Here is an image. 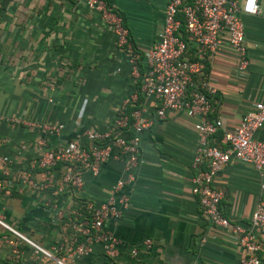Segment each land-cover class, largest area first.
Wrapping results in <instances>:
<instances>
[{
	"label": "crops",
	"instance_id": "0c3cea01",
	"mask_svg": "<svg viewBox=\"0 0 264 264\" xmlns=\"http://www.w3.org/2000/svg\"><path fill=\"white\" fill-rule=\"evenodd\" d=\"M105 1L121 16L142 64L162 29L167 0ZM242 23L247 69L237 73L225 49L205 65L216 90L210 118L217 131L210 143L220 149L226 148L223 134L233 131L264 95V0H258L257 14L242 17ZM137 89L110 27L82 0H0V156L9 157L6 168H20L39 150L38 130L9 119L61 124L58 136L45 135L46 147H54L86 129H106L125 100L134 96L137 101ZM147 112L152 114V108ZM254 139L264 143V125ZM195 145V131L183 113L166 111L155 120L140 135L134 181L122 190L128 207L117 221L104 225L119 240L117 257L106 259L92 246L87 256H73L65 264H237L240 251L234 241L208 224L190 192ZM3 170L0 165V221L43 249L60 245L72 250L84 242L79 232L66 227L68 219H82L78 200L101 201L103 190L119 177L120 163L102 165L97 178L86 179L78 197L18 195L7 186ZM212 187L222 194L220 214L246 226L259 197L252 168L232 161L217 173ZM44 197L56 204L61 219ZM145 240L150 241L148 249L143 248ZM0 264L41 260L0 226Z\"/></svg>",
	"mask_w": 264,
	"mask_h": 264
},
{
	"label": "built area",
	"instance_id": "2783aa9c",
	"mask_svg": "<svg viewBox=\"0 0 264 264\" xmlns=\"http://www.w3.org/2000/svg\"><path fill=\"white\" fill-rule=\"evenodd\" d=\"M82 2L113 32L115 46L129 66V75L138 83L141 102L135 110L126 113V106L136 101L131 96L106 129H86L78 138L54 147H46L45 135L58 136L63 129L61 124L9 119L11 123L38 130L39 150L16 170L6 168L11 163L7 156H0V165L4 167L2 174L7 186L18 195L50 192L55 197H78L86 179L97 178L101 166L111 161L120 163V175L103 190L101 201L78 200L82 219L80 222L68 219L66 227L79 232L84 242L72 250L60 245L43 249L1 221L0 226L28 245L41 264H65L73 256H87L92 246L106 259H115L119 240L104 225L117 221L128 207V197L122 190L134 181L133 171L140 162V135L155 120L163 119L166 111L181 112L191 121L196 134L189 182L204 219L226 231L234 241L240 251L237 264H264V254L259 257V253H264V143L254 139L264 125V95L247 109L233 131L223 134L226 148L220 149L210 143L217 131V123L210 118L216 90L204 73L206 63L223 49L234 58L237 73L247 69L242 17L257 14L258 0H191L189 3L167 0L162 29L157 41L144 53L142 64L120 18L102 0ZM181 26L186 39L179 33ZM148 107L152 108V114L147 112ZM232 161L250 166L258 181L259 197L246 226L231 223L220 214L222 194L212 187L217 173ZM44 199L54 217L61 219L62 212L56 204ZM142 245L148 249L150 241L145 240ZM135 253L136 250L131 251L132 255Z\"/></svg>",
	"mask_w": 264,
	"mask_h": 264
},
{
	"label": "trees",
	"instance_id": "16d2710c",
	"mask_svg": "<svg viewBox=\"0 0 264 264\" xmlns=\"http://www.w3.org/2000/svg\"><path fill=\"white\" fill-rule=\"evenodd\" d=\"M102 1L105 3L106 8H107L110 12H112L113 14H115L117 17L120 18V20H121V24H122V26L124 27V25H123V23H122V18H121V16L119 15V13L113 11V10L110 8L108 1H105V0H102ZM190 1H191V0H186L187 3H189ZM124 28H125V27H124ZM179 33H180V35H181L184 39H186V36H185V34H184V31H183L182 26H181L180 29H179ZM128 38H129V36H128ZM129 42L131 43L130 39H129ZM131 45H132V47H133V50H134L135 55L137 56V58H139V55L136 53L135 48H134V46H133L132 43H131ZM140 102H141V97H140V95H139V96L137 97V101H135V103H134V106L131 107V108H130V107H129V108H126V111H125V112H126V113H129L130 111L135 110Z\"/></svg>",
	"mask_w": 264,
	"mask_h": 264
}]
</instances>
